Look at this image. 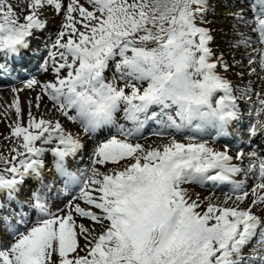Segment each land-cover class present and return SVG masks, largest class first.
Returning <instances> with one entry per match:
<instances>
[{
  "label": "snow or ice",
  "instance_id": "obj_1",
  "mask_svg": "<svg viewBox=\"0 0 264 264\" xmlns=\"http://www.w3.org/2000/svg\"><path fill=\"white\" fill-rule=\"evenodd\" d=\"M87 3L91 10L79 0H70L67 5L61 0H30L21 20L8 0H0V53L15 57L29 47L28 38L33 36V30L46 26L38 15L45 4L57 13L64 12L66 23L62 27L66 31L59 33L54 45L62 50L59 57L63 62L55 66V80L42 85L43 93L55 111L79 123L85 133L115 125V114L123 105L124 117L134 127L117 126L125 139L114 136L100 145L94 164H119L125 159L134 162L111 173L93 167L90 176L77 174L69 170L66 161L84 147L78 136L66 131L59 120L36 119L31 113L27 126L18 120L11 134L20 140V145L13 149L15 155L4 161L8 166L0 172V193L14 199L27 177L41 178L43 157L49 151L43 145L55 142L50 151L65 188L72 190L78 186L79 198L100 210V215L78 203L74 212L99 224L101 231L97 234L76 225L71 210L63 216L51 212L47 200L54 186H50L47 195L33 192L38 221L30 228L25 226L26 231L17 228L10 245L0 244V264H56L54 254L59 257L58 264H264V255H242V249L254 238L258 245H264V219L252 210L264 204V158L255 152L249 154L256 158L249 168L258 169L261 181L252 188V206L209 204L201 213L197 211L199 204L181 186L227 181L233 183V192L239 193L242 185L232 181V177L242 169L232 162L227 150L217 151L203 142L179 143L175 139L149 150L128 142L139 132L144 119L166 117L162 119L166 128L197 132L212 128L223 134L229 124L240 118L233 85L220 71L227 72L230 66L222 54L214 53L213 36L201 26L208 0ZM251 11L252 20H246L243 12L236 16L253 25L256 39L242 36L234 46L256 44L247 58L250 65L258 64L264 73V0H253ZM77 23L83 30L76 27ZM52 56L55 60L56 54ZM112 61H116V75L108 80L105 71ZM65 68L68 72L61 76ZM250 71L257 70L251 67ZM259 78L264 79V75ZM117 79L123 82L122 87ZM37 84V80L31 79L26 86L32 88ZM250 91L245 89L244 94ZM256 95L259 107L255 108L256 121L249 128L250 136L264 130V120L260 119L264 95ZM36 99L39 107L41 97ZM153 106L160 113L152 112L149 116ZM15 112L19 117L18 101ZM37 142L42 146L38 147ZM236 159L242 161L243 153H237ZM248 195L244 191L236 195V200L242 202ZM81 235L85 240L82 248ZM80 251L86 255L81 256Z\"/></svg>",
  "mask_w": 264,
  "mask_h": 264
},
{
  "label": "rangeland",
  "instance_id": "obj_2",
  "mask_svg": "<svg viewBox=\"0 0 264 264\" xmlns=\"http://www.w3.org/2000/svg\"><path fill=\"white\" fill-rule=\"evenodd\" d=\"M61 2L62 4L67 5L68 3H70V0H61ZM79 2L85 7L89 8V10H91V6L87 3V0H79ZM222 2H224V4ZM228 2L231 4H227ZM252 2L253 0H241V1L240 0H217V1L208 0V11L205 16V22L201 25L203 27L208 28L213 36V42L211 44V47L214 53L217 56L222 54L223 59L227 61V63L230 66L229 70L227 71L228 73L223 72V69H220V71L229 81H231L233 88L235 90L234 95L237 97V104L239 107L240 118L236 121H233L226 128V130H228L229 128H233V130H235L234 137L225 135L222 138L221 134L218 135L217 131L212 128L205 129L204 131H200V132H197L194 129L186 128L184 130L183 129L179 130L178 133L179 135H176L175 137L172 136L173 138L169 137L167 133L157 134L155 132L154 134L147 133L139 137L137 139V142H135L141 144L144 147V149L145 148L154 149L157 148V146L153 147L154 144L156 143L155 142L156 139L159 140L165 139L164 140L165 143L160 142V146L167 144L169 142L168 141L169 139H175L179 143L187 144L198 141L196 143L203 142L212 145L214 146V149L218 151L227 150L228 154L233 157L232 162H238L239 166L242 169L240 173L232 177V181L240 183L242 185V189L239 193H234L233 183L227 181H223V182L204 181V182L186 183L193 191L192 198L199 204V208L197 209V211L199 212L202 211L201 213L207 210V206L209 204L220 207H224V206L232 207L238 205H239L238 207L240 208L250 207L252 205V200L255 199V197L252 195V188L256 184L261 182L258 179V169L253 171L250 170L249 168L250 163L256 159L255 157H250L249 154L255 152L258 157L264 158V136H263L264 130L258 131L257 135L255 136H250L249 128L256 121L255 108L259 107V100L256 93H261L262 95H264V79L259 78L261 75H264V73L260 72V68L258 64H253V65L249 64V60L247 57L249 53H252V47L234 46L241 39L242 36H250V37L253 36L252 39L255 40L256 37L254 35L256 33H254L252 29L248 31V28L246 24L243 23V21L236 19L237 17L235 16L234 19L233 16H231L233 13H237V11L241 7H242L241 10H245L247 8V11L249 10L251 11ZM8 3L13 5V7L17 11V14L20 15L22 20L23 15L27 14V7L28 4L30 3V0H8ZM21 9H24L25 11L21 12ZM38 11H39L38 12L39 19L45 21L46 23L45 28L42 30H33L34 32L33 36L28 38L29 47L26 50L22 51L21 53L22 55L20 54L15 57L10 56L11 58L14 59L16 58L19 59L21 57L22 61L25 64H31L30 67L26 69L29 74L27 75L23 74L25 76H23L22 78L12 79V77L15 76V74L17 73L15 69H13V73H11L8 76L1 77V73H0V93H1L0 94V172H3V169L6 166H8L5 164L4 161L14 156L15 152H13V149L18 148L20 145V140L12 136L11 128L15 126L18 120L21 124L27 126L29 121V113H31L32 117L36 119L43 118L45 120H52V121L59 120V122L66 131L71 132L73 135L78 136L79 138H82L87 134L85 133L84 129L80 126L79 123H73L67 117L55 111L53 109L52 102L48 99L47 95L46 94L44 95L43 93L42 85L44 83H48L55 80L56 78V73L54 71L55 66L56 64L63 62L60 60L59 57V52L62 50L54 47V45L58 38L59 33L62 30H65L63 29L62 26L66 23V18L64 12L57 13L52 6H49L47 4H45ZM249 14L250 13L247 12L244 13V18L246 20H250L251 17H249ZM76 20L77 21L80 20L78 14H76ZM251 26L253 27V25ZM52 27L53 29H51ZM76 27L78 29L83 30L81 24L79 23H77ZM246 32L249 35H247ZM66 39L67 37H64L65 42ZM54 49H56V51H54ZM52 53L56 54L55 60L51 55ZM0 54H5V53H0ZM31 59L33 61H31ZM116 60H119V57H117ZM4 63H5L4 60L1 59L0 57V64H1L0 66H2ZM115 63L116 61L110 62L109 68L106 69L105 71V76L108 80H111L113 76L116 75ZM251 67H255L258 74L256 72H255L256 74L252 73L250 71ZM32 70L33 71L36 70V71L32 72ZM67 72L68 69L66 68L62 69L60 75L65 76ZM31 79L37 80L38 84L33 86L32 88H28L26 84L27 81ZM117 83L119 86L121 87L123 86V82L119 81L118 79H117ZM144 86H146V84ZM242 86L244 87L242 88ZM22 89H24V95L22 94L23 92L21 91ZM245 89H250L251 91L247 95H245L244 94ZM126 91H130V90H126ZM37 96L41 97L39 101V105H40L39 107L36 106ZM8 98H10L11 100ZM13 99L16 102L17 101L19 102L21 108V113L19 117H17V114L15 112V103ZM159 111L160 109L158 107L153 106L149 110L148 115L151 116L152 112L158 113ZM69 114L74 115V112H70ZM116 115H118L117 116V118H119L118 121L121 122L119 124L117 122V124L115 123V125H109V127L98 128L95 132L92 133V135H89L88 138L89 142H87V144L83 147L82 151H80L79 154L77 155V161L66 162L69 170L76 172L77 174L86 173L87 176H90L91 169L93 167L97 168L102 173H111L113 170H117L123 166H126L127 164L134 162L131 159H125L124 161H121L119 164H114L111 162H107L105 164H94V160L96 158L95 152L100 145L107 142L109 139H111L114 136L117 139H122V140L125 139V137L122 136L117 131V126L124 124L123 107H121V109L116 113ZM152 119L154 118L144 119V123L141 128L142 129L153 128L154 126L152 125L151 122ZM260 119L264 120V113L261 114ZM164 120H166V117H164ZM155 122L156 124L162 123V120L156 118ZM112 127L115 128L112 129ZM124 128L129 129L127 126ZM98 130H100V132H104V131L105 132L99 135ZM5 140L7 142H5ZM128 141H130V138H128ZM226 141L235 142V144L231 145L226 143ZM44 147L49 151H46L43 157L45 167L42 169L43 171H41V178L27 177L26 182L21 186L19 192L16 194L14 199H9L4 193L1 194L2 196L0 195V223L3 225V230H4L3 233L8 234V239L10 240L11 243L14 242V237L12 233L17 228H19L20 231H26V227L30 228L34 226L38 221L39 216H37L36 214L39 213L34 208L33 192H39L42 196L47 195V190L50 186H54V190L51 193V197L50 199L47 200L51 212L63 216L66 215L67 212L71 210L73 212V219L76 225H83L85 228L88 229L90 228V230L92 228L94 229L95 225H99L96 222L90 220L89 218L78 216V214L74 212V205L77 203H73V201L71 202L69 200L68 202H66L68 204L62 203V205H60L61 203L60 200H55V201L52 200V197H55L57 194H59L56 192V190L62 192L67 191L64 194H62L63 199H64V195H69L73 192L76 193V195L74 196H78L79 198L80 188L78 186H74V189L69 191L68 189L65 188L63 181L60 179V177L56 172L55 164H54L55 158L53 157L50 151V149L54 148L55 146L45 145ZM20 150L23 151V149ZM240 152L248 154V155L243 154L242 161L236 159L237 153ZM3 174L7 175V173H3ZM210 174H215V173L212 172ZM52 176H54L55 179H51ZM184 185L185 184H183L181 187L184 188ZM214 187H218V188H214ZM244 191H247L249 195L246 199L242 201L243 203L241 201L235 200L236 195L237 194L242 195ZM227 194L232 196L231 199L234 200H230V202H228L226 205L225 203L214 201L215 199L214 196L217 198V196L219 195L224 196ZM210 197H212V199H210ZM78 204H80V206L85 208L86 210H91L93 212L97 211L100 213V210L98 209L96 210L93 206L87 205L83 199H80L78 201ZM252 210L254 214L264 219V211H263L264 204H258L254 206ZM20 214H23V216H28L33 214V219H31L25 224L23 220H21L22 217ZM79 238H80L79 244L82 248L85 244V240L84 238H82V236L81 237L79 236ZM254 247L258 249H254ZM253 253H259L260 255H264V245H258L256 238H254L248 245H246L242 249V255L244 257H249ZM79 254L83 256L86 255V252L80 251ZM53 259L56 261V264H58L59 261L58 255L54 254ZM251 263L253 264L252 261L248 262V264Z\"/></svg>",
  "mask_w": 264,
  "mask_h": 264
},
{
  "label": "bare ground",
  "instance_id": "obj_3",
  "mask_svg": "<svg viewBox=\"0 0 264 264\" xmlns=\"http://www.w3.org/2000/svg\"><path fill=\"white\" fill-rule=\"evenodd\" d=\"M217 1V0H216ZM241 1V0H240ZM223 4H224V2H222ZM227 4H231V3H227ZM242 9V7L237 11V13H233L231 16H233V18L235 19V17H237L236 16V14H239V13H241V12H243V15H244V13H250L249 14V17H251L250 18V20H252V18H253V13L251 14V11L249 10V11H247V8L245 9V10H241ZM39 12V11H38ZM230 13V12H229ZM235 16V17H234ZM236 19H238V18H236ZM235 23V22H234ZM49 24H50V22H49ZM52 24V23H51ZM54 25V24H53ZM238 25V24H237ZM246 26H247V28H248V31H250L251 29H252V26L251 25H248V24H246ZM51 27V26H50ZM51 29H53V27L51 28ZM45 32V31H44ZM43 32V33H44ZM50 33H52V32H50ZM247 33V32H246ZM39 34H41V33H39ZM51 35V34H50ZM247 35H249L248 33H247ZM37 36V35H36ZM255 37H256V34L254 35ZM253 37V36H252ZM49 44V43H48ZM36 45V44H35ZM44 45H45V43H44ZM254 45V44H253ZM47 47V46H46ZM256 47V45H254V46H252V49L253 48H255ZM45 49V48H44ZM54 51H56V49H54ZM46 52V51H45ZM53 52V51H52ZM245 52V51H244ZM249 52H250V50H249ZM26 54V53H25ZM22 55V54H21ZM52 55V54H51ZM3 56V54H0V57H2ZM25 56V55H24ZM27 56V55H26ZM230 56V55H229ZM3 58V57H2ZM33 58H34V56H33ZM16 60H18L17 58H16ZM15 60V61H16ZM26 61V60H25ZM31 61H33L32 59H31ZM57 62V61H56ZM48 63V62H47ZM1 65V64H0ZM30 65L31 64H25V63H23V64H19V65H15V66H12V67H4V66H0V73H1V76H8V75H10L11 73H13V69H15L16 71H17V73L15 74V76H13L12 77V79H18V78H22L23 76H25V75H27V74H29L28 72H27V68L28 67H30ZM53 67V66H52ZM258 68V67H257ZM23 70V71H22ZM236 71H238V70H236ZM27 72V73H26ZM32 72H33V70H32ZM243 72V71H242ZM259 72V71H258ZM228 73V72H227ZM256 73H257V71H256ZM255 73V74H256ZM23 74H25V75H23ZM258 74V73H257ZM254 76V75H253ZM240 80V79H239ZM259 82V81H258ZM245 86H247V85H245ZM3 87V86H2ZM244 86H242V88H243ZM21 91H23L22 92V94L24 95V89H22ZM34 91V90H33ZM6 92V91H5ZM19 92V91H18ZM29 93V92H28ZM1 94V93H0ZM33 94V93H32ZM15 95V94H14ZM19 95V94H18ZM45 95V94H44ZM241 95V94H240ZM18 97V96H17ZM1 98H3V97H1ZM8 99H10V98H8ZM11 100V99H10ZM24 100V99H23ZM35 100V99H34ZM13 101H14V99H13ZM32 101V100H31ZM25 102H26V100H25ZM9 103H11V102H9ZM14 103H16V101H14ZM31 103V102H30ZM32 104V103H31ZM34 104V103H33ZM9 105V104H8ZM121 107H123V105H121ZM160 113V111L158 112V114ZM48 114V113H47ZM117 116L118 115H116L115 114V123L117 124V122H118V124L121 122V121H118L119 120V118H117ZM158 118L160 119V120H162V119H164V117L163 118H161V117H159L158 116ZM123 122H124V124H123V126L124 127H126L127 125H131V126H133L134 127V125H133V123L132 122H130V121H127L126 119H125V117L123 116ZM104 127H109V126H104ZM132 127V128H133ZM112 129H113V127H112ZM107 130V129H106ZM150 130H155L156 132H163V133H167L168 134V136L169 137H175L176 135H179L178 133H179V131H177L176 129H171V128H166V127H164V125H158V127L157 126H154V129L153 128H149V129H144V130H142L141 128H140V130H139V132L138 133H135L134 135H133V137H130V141H128V142H130V143H132V144H134L135 142H137V139L139 138V135L140 134H142V132H148V131H150ZM184 130V129H183ZM182 130V131H183ZM105 132V131H104ZM104 132H100V130H98V133H99V135H101V134H103ZM184 132V131H183ZM93 133V132H92ZM92 133H87L86 134V136H83L82 138H80L81 139V142L83 143V145L85 146L86 144H87V142H89V135H92ZM193 133V132H192ZM112 134V133H111ZM218 135H220V134H218ZM222 135V134H221ZM225 135H229V136H233L234 137V135H235V130H233V128H229L228 130H226L224 133H223V136H225ZM264 136V135H263ZM172 137V138H173ZM187 139V138H186ZM164 140L165 139H161V140H159V139H156V143L154 144V146L153 147H159L160 146V142H163V143H165L164 142ZM171 140L172 139H169L168 141V143H170L171 142ZM190 141V140H189ZM5 142H7L6 140H5ZM196 142H198V141H196ZM196 142H194V143H196ZM3 143V142H2ZM167 143V142H166ZM167 143V144H168ZM41 143L40 142H37V145H38V147H39V145H40ZM136 144V143H135ZM162 144V143H161ZM56 146V144H55V142H53L52 144H50V146ZM209 147H212V148H214V146H212V145H209V144H207ZM41 146V145H40ZM45 145H43V147H44ZM47 146V145H46ZM87 148V147H86ZM150 148H145V150H149ZM82 151V150H81ZM218 151V150H217ZM84 152V151H83ZM243 154H246V155H248L247 153H243ZM82 155V154H81ZM85 155V154H84ZM81 157V156H80ZM72 159H74L73 157H69L67 160H72ZM233 163H235V164H237L238 166H239V163L238 162H233ZM93 166V165H92ZM91 166V167H92ZM109 166V165H108ZM104 167V166H103ZM75 170V169H74ZM43 171V170H42ZM51 179H55V177L54 176H52V178ZM44 183V182H43ZM48 184V183H47ZM213 187V186H212ZM184 188L187 190V192L191 195V198H192V196H193V191L191 190V188L185 183V185H184ZM193 188V187H192ZM197 188V187H196ZM214 188H218V187H214ZM76 189V188H75ZM194 189V188H193ZM209 191V190H208ZM2 193H0V195H1ZM95 194H97V193H95ZM203 194V193H202ZM2 196V195H1ZM58 196V198H60V197H62V195L61 194H58L57 195ZM231 197L232 196H230L229 194H227V195H219V196H217V198L214 196V201H216V202H220V203H225V201H227V203L228 202H230V200H234V199H231ZM54 198H56V197H54ZM53 198V199H54ZM252 198V197H251ZM254 198V197H253ZM66 199H68V198H66ZM66 199H64V200H66ZM193 199V198H192ZM210 199H212V197H210ZM80 200V198H75V199H72V201H73V203H78V201ZM194 200V199H193ZM197 200V199H196ZM236 200V199H235ZM198 201V200H197ZM243 203V202H242ZM226 205V204H225ZM239 206V205H238ZM252 206V205H251ZM60 208V207H59ZM62 208V207H61ZM202 208V207H201ZM262 208V207H261ZM97 210V209H96ZM205 210V209H204ZM264 211V210H263ZM202 212V211H201ZM205 212V211H204ZM96 214L97 215H100V213L99 212H97L96 211ZM21 215V217H22V219L21 220H23V222L26 224L28 221H30L31 219H33V214L32 215H28V216H23V214H20ZM79 216V215H78ZM25 217V218H24ZM1 224V223H0ZM92 224V223H91ZM90 226H92V225H90ZM90 229V228H89ZM91 230H94V232L95 233H97L98 234V232H100L101 231V226L100 225H95L94 226V229L92 228ZM3 232H4V230H3V227L1 228L0 227V244H5V245H10L11 244V242H10V240L8 239V236H7V233H5V234H3ZM82 236V235H81ZM80 236V237H81ZM82 238H83V236H82ZM80 239V238H79ZM82 240V239H81ZM254 249H258V248H255L254 247ZM84 252V251H83ZM252 264V263H251Z\"/></svg>",
  "mask_w": 264,
  "mask_h": 264
}]
</instances>
